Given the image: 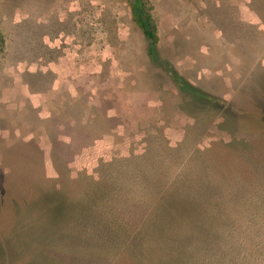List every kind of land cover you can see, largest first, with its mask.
Here are the masks:
<instances>
[{
	"label": "rangeland",
	"instance_id": "374dc122",
	"mask_svg": "<svg viewBox=\"0 0 264 264\" xmlns=\"http://www.w3.org/2000/svg\"><path fill=\"white\" fill-rule=\"evenodd\" d=\"M131 1L0 0V264H264V0Z\"/></svg>",
	"mask_w": 264,
	"mask_h": 264
},
{
	"label": "trees",
	"instance_id": "16d2710c",
	"mask_svg": "<svg viewBox=\"0 0 264 264\" xmlns=\"http://www.w3.org/2000/svg\"><path fill=\"white\" fill-rule=\"evenodd\" d=\"M130 5H131L132 15L137 25L142 30L145 40L147 41L148 57L151 63L155 67L162 69L161 66L162 63H160V59L158 57V52H157V43H158V39L156 35L157 28L155 23L153 22V18L148 12L145 11L142 0H132L130 2ZM163 70L167 73L169 79L176 85L178 90L183 94L188 95L192 100L200 104L202 103V104L212 105V103H214L215 99H213L211 96L207 95L197 87L190 84L187 80H185L182 76H180L172 67ZM104 120L105 122L108 123L111 122V119L107 117L106 118L104 117ZM95 136L96 135H93L92 139L95 138ZM67 137L71 140L70 143H72L73 137L71 135H67ZM60 212L62 213V211H59L56 212V214L57 213L60 214Z\"/></svg>",
	"mask_w": 264,
	"mask_h": 264
}]
</instances>
